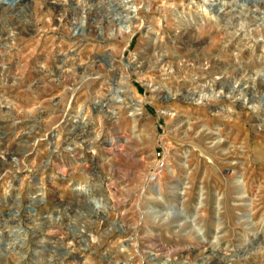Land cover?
I'll return each instance as SVG.
<instances>
[{
    "label": "rangeland",
    "instance_id": "1",
    "mask_svg": "<svg viewBox=\"0 0 264 264\" xmlns=\"http://www.w3.org/2000/svg\"><path fill=\"white\" fill-rule=\"evenodd\" d=\"M127 1L0 9V264H264V93L227 82L264 58L202 65L264 0Z\"/></svg>",
    "mask_w": 264,
    "mask_h": 264
},
{
    "label": "bare ground",
    "instance_id": "2",
    "mask_svg": "<svg viewBox=\"0 0 264 264\" xmlns=\"http://www.w3.org/2000/svg\"><path fill=\"white\" fill-rule=\"evenodd\" d=\"M116 2V1H115ZM204 2V1H203ZM207 2V4H205V5H203L202 7H204V8H206V7H210V9H211V7H215L214 5H215V3L213 4V3H208V1H206ZM205 2V3H206ZM129 6L132 4V0H128L127 2H126ZM25 4H27V2H25V0H0V9L4 12V13H8V14H10L12 11H13V9H15L18 5H25ZM101 5H102V3H101ZM221 5V4H220ZM241 5H243V3L241 4ZM242 7V6H241ZM256 7V6H255ZM104 8V7H103ZM226 9V8H225ZM231 9V8H230ZM255 9V8H254ZM206 10V9H205ZM244 10V9H243ZM90 11V10H89ZM219 11V10H218ZM218 11H215L216 13L215 14H217L218 13ZM221 11V10H220ZM241 11L242 10H240V12L239 13H241ZM130 12V11H129ZM224 12V11H223ZM243 12V11H242ZM208 12H206L205 13V15H204V17L205 18H207V14ZM222 13V12H221ZM225 13H226V11H225ZM223 14V15H221V16H226V14ZM228 13V12H227ZM128 16L125 18L126 19V21H124L126 24H131L132 23V21L134 20V18H133V15H131V12L130 13H128L127 14ZM218 15V14H217ZM215 16V15H214ZM219 16V15H218ZM122 17V16H121ZM211 17H212V15H211ZM210 17V18H211ZM215 18V17H214ZM223 18V17H222ZM227 19V18H226ZM240 20H242L241 18H240ZM260 21V24H263L264 23V15H263V13H262V15H261V18L259 19ZM120 21V20H119ZM259 22H258V24H259ZM242 23V22H241ZM250 24V22H247L245 25L246 26H248ZM257 24V23H256ZM231 24L229 23L225 28H223L224 30H225V32H224V34H225V36H224V38H223V40H221L222 42L219 44V46H218V48L216 49L217 50V53H215L216 54V57L215 58H211V63H209V62H206V63H204V64H202L203 65V67H204V74H207V78H208V76H210V75H213L214 73L215 74H217V75H221V70H227L228 68V66L230 67H232L233 65L235 66L236 65V62H238L240 59H245V58H247V60H248V58L249 59H251V57H253V55H258V58H260V59H263L264 58V45H262L261 46V48H259L258 49V44L256 43V42H251V41H248V40H243V39H240L239 37L240 36H244L246 33H245V31L247 30L246 28L245 29H240V28H235V26H233L232 25V27H229ZM244 25V26H245ZM250 25H253V24H250ZM129 26V25H128ZM221 26H223V25H221ZM244 26H241V27H244ZM259 26V25H258ZM237 27V26H236ZM254 27V26H253ZM75 28H77V27H75ZM13 29V28H12ZM15 29V28H14ZM249 29V28H248ZM253 29V28H252ZM230 30H232L231 32H230ZM15 31V30H14ZM250 31V29L248 30V32ZM253 31V30H252ZM16 32V31H15ZM1 37V36H0ZM156 41V40H155ZM6 43L7 41H6V39H2V38H0V43ZM259 46H260V44H259ZM157 49V48H156ZM211 56V55H210ZM225 56H227V60H228V62L230 63V65H228V63H224V60H223V58L225 57ZM146 57H148V56H146ZM206 57V56H205ZM159 58V57H158ZM208 58H209V56H208ZM151 59V58H150ZM154 59V58H153ZM163 60H164V58L163 59H161L160 58V60H159V63L158 64H160V63H162V65L164 64V63H168L167 61L166 62H164L163 63ZM202 60V59H201ZM206 60V59H205ZM154 61H156V60H154ZM179 61V60H178ZM207 61V60H206ZM209 61V60H208ZM157 62V61H156ZM150 63V62H149ZM175 63V62H174ZM180 63V62H179ZM180 64H182V63H180ZM155 65H156V63H155ZM154 65V66H155ZM170 65H172V64H170ZM213 65H215L216 66V68H217V71H218V73H216L217 71L216 70H213ZM242 65V67L240 66V69L238 70L237 69V71H233L232 69L231 70H229V72L230 73H232V76H231V78H230V80L229 81H227L230 85L229 86H231V88H232V91H231V94H232V96H231V100H233L234 102L235 101H238V100H242V99H245V97H247L248 96V91H250V90H252V95L254 94V95H256V94H263L264 93V76H262V74L261 73H259V74H261V76L259 75V77H257V74H254V72L252 71L255 67H258L257 65L255 66V65H253V64H251L249 61H247V62H243V64H241ZM145 66V65H144ZM157 66V65H156ZM178 67V66H177ZM195 67V66H194ZM146 68V67H145ZM158 68V67H157ZM161 68V67H160ZM159 68V69H160ZM215 68V69H216ZM262 68H263V66H262ZM164 69V68H163ZM169 69V68H168ZM170 69H171V67H170ZM198 69V68H197ZM259 69V68H258ZM144 70V69H143ZM195 70V69H194ZM256 70V69H255ZM261 70V69H260ZM263 70H264V68H263ZM186 71V70H185ZM189 71V70H188ZM228 71V70H227ZM158 72H159V70H158ZM166 72V71H165ZM172 72V74L173 73H175V70H170L169 71V73H171ZM182 72V71H181ZM256 72V71H255ZM257 72H261V71H257ZM263 72V71H262ZM164 73V72H163ZM183 73H185V72H183ZM264 73V72H263ZM162 74V73H161ZM160 74V75H161ZM172 74H169V75H172ZM179 74V73H178ZM177 74V75H178ZM159 75V76H160ZM167 75V74H166ZM162 76V75H161ZM168 76V75H167ZM155 78H157V77H155ZM161 78V77H160ZM159 78V79H160ZM206 78V79H207ZM222 78V77H221ZM229 78H227V79H229ZM165 79V78H164ZM167 79V78H166ZM217 79V78H216ZM215 78H213V79H209V80H207V81H205V82H203V85H205L206 87L205 88H207V87H209V88H211L212 90H215L214 88H222V80L224 79H219V80H216ZM157 80V79H156ZM162 80V79H161ZM224 80H226V78L224 79ZM152 81V80H151ZM156 83V82H155ZM159 83V82H158ZM161 83V82H160ZM148 84V83H147ZM150 84H151V82H150ZM162 84V83H161ZM189 86V85H188ZM150 87H152V85L150 86ZM160 87V86H159ZM185 87V86H184ZM191 87V86H190ZM156 88V87H155ZM158 88V87H157ZM181 88V87H180ZM193 88V87H192ZM228 88V87H227ZM191 89V88H190ZM189 89V90H190ZM127 89H125V91H126ZM149 90V89H148ZM152 90V89H151ZM157 90V89H156ZM186 90V89H185ZM226 90V89H225ZM129 91V90H128ZM183 92V91H182ZM185 92V91H184ZM183 92V93H184ZM209 92V91H208ZM205 93H206V91H205ZM125 94V93H124ZM186 94V93H185ZM215 93H213V95H214ZM218 94V97H216V99L215 100H218L220 97H223L224 98V100H227L228 98H227V96H225V95H222L221 94V92H218L217 93ZM203 95H205V94H203ZM202 95V96H203ZM212 95V96H213ZM252 95H250V96H252ZM123 96V95H122ZM185 96V95H184ZM214 96H216V94L214 95ZM203 97H205V96H203ZM256 97V96H255ZM123 98V97H122ZM124 99V98H123ZM221 99V98H220ZM247 99H248V97H247ZM130 100H132V99H130ZM215 100H213L214 102L212 103V105H211V107H215L216 108V105L218 106V102H222L221 104L223 105V103H224V101L223 100H220V101H215ZM230 100V101H231ZM228 101V100H227ZM230 101H228V102H230ZM124 102V101H123ZM241 102V101H240ZM120 103V102H119ZM125 104V103H124ZM221 104H219V105H221ZM233 104V103H232ZM126 105V104H125ZM131 105V107H132V109L134 108V106H135V104H133V103H130V104H128V106H130ZM257 105V104H256ZM259 105V104H258ZM226 106H227V104H226ZM228 107H229V105H228ZM258 107V106H257ZM256 107V108H257ZM224 108V107H223ZM135 109V108H134ZM133 109V110H134ZM217 109H219V107L217 108ZM257 109H259V108H257ZM261 109V108H260ZM226 110H228V108L226 109ZM136 111V110H135ZM134 111V112H135ZM229 111V110H228ZM258 111V110H257ZM133 112V113H134ZM256 112V111H255ZM263 113V112H262ZM132 114V113H131ZM258 116V115H257ZM76 118H78L77 116H76ZM260 121V120H259ZM4 122V121H3ZM6 122V121H5ZM68 124V123H67ZM73 124V123H72ZM71 124V125H72ZM75 124V123H74ZM83 124V123H82ZM86 124V123H85ZM87 124H88V122H87ZM15 125V124H14ZM8 126V125H7ZM9 127V126H8ZM65 127V126H64ZM69 127V126H68ZM2 128H4V127H2ZM86 128V127H85ZM117 128V127H116ZM71 130L73 129V128H70ZM69 129V130H70ZM28 131H30V130H28ZM79 132H81V131H79ZM83 132V131H82ZM117 133V132H116ZM39 135V134H38ZM80 135V134H79ZM113 135V134H112ZM52 137V136H51ZM122 137V136H121ZM79 139H81V138H79ZM111 139V138H110ZM51 140H53V139H50V141ZM118 141V140H117ZM102 142V141H101ZM110 142V141H109ZM127 142V141H126ZM125 142V143H126ZM51 143V142H50ZM91 143V142H90ZM110 144H112V139H111V143ZM124 144V143H123ZM120 145V144H119ZM126 145V144H125ZM125 145H123V146H125ZM106 147V146H105ZM119 147V146H118ZM128 147V146H127ZM114 148V147H113ZM117 148V147H116ZM121 148V147H120ZM107 150V149H106ZM121 151V150H120ZM110 153V152H109ZM118 153V152H117ZM116 153V154H117ZM121 153H122V151H121ZM114 154V153H113ZM123 154V153H122ZM113 156H115V155H113ZM11 157V156H10ZM237 188H239V185L238 186H236ZM241 187V186H240ZM244 189V188H243ZM235 190H238V189H235ZM242 191V190H241ZM240 192V191H239ZM238 192V193H239ZM241 193H243V191L241 192ZM240 195V194H239ZM201 205H203L202 203H201ZM217 207V206H216ZM218 210V209H217ZM217 212V211H216ZM94 214V213H93ZM85 215V214H84ZM97 219V218H96ZM81 222V221H80ZM7 223V222H6ZM78 223V222H77ZM4 224V223H3ZM202 224V223H201ZM85 225H86V223H85ZM95 226V225H94ZM90 228V227H89ZM218 228V227H217ZM10 229V228H9ZM80 230V229H79ZM50 231V230H49ZM90 232V231H89ZM88 234V233H87ZM258 239V238H257ZM56 244V243H55ZM125 248V247H124ZM56 250V249H55ZM60 251V250H59ZM130 251V250H129ZM252 251V250H251ZM58 252V251H57ZM252 253V252H251ZM254 254V253H253ZM58 255V254H57ZM54 256V255H53ZM125 256V255H124ZM206 256V255H205ZM17 261V260H16ZM18 262V261H17ZM126 264V263H125ZM157 264V263H156ZM232 264H234V263H232Z\"/></svg>",
    "mask_w": 264,
    "mask_h": 264
}]
</instances>
